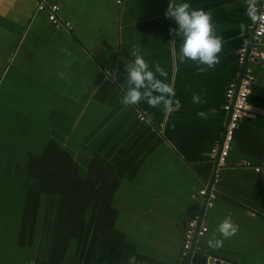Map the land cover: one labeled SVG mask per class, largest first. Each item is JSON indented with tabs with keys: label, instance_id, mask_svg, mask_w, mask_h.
Returning a JSON list of instances; mask_svg holds the SVG:
<instances>
[{
	"label": "crops",
	"instance_id": "obj_1",
	"mask_svg": "<svg viewBox=\"0 0 264 264\" xmlns=\"http://www.w3.org/2000/svg\"><path fill=\"white\" fill-rule=\"evenodd\" d=\"M47 2L71 29L0 0V264H176L210 182L190 264H264V174L237 166L264 160V60L218 179L208 156L247 0ZM49 144L77 176L29 174Z\"/></svg>",
	"mask_w": 264,
	"mask_h": 264
},
{
	"label": "built area",
	"instance_id": "obj_2",
	"mask_svg": "<svg viewBox=\"0 0 264 264\" xmlns=\"http://www.w3.org/2000/svg\"><path fill=\"white\" fill-rule=\"evenodd\" d=\"M121 5L123 0H115ZM247 17L249 19V29L251 35V44H244L237 53V61L240 66L245 64L240 81L230 82L225 90L223 110L227 114V121L222 136L213 141L209 151V158L217 164V169L228 165L229 153L234 140L235 132L239 128L240 121L250 115V92L252 85L257 78L250 67L251 64L264 60V0H247ZM36 7L39 13H46L48 22L56 29H71L67 21H63L60 16V6L57 3H48L47 0H36ZM264 70V69H263ZM140 120L144 116H139ZM238 167L249 168L256 174H264V160L259 163L241 161L237 163ZM198 195L205 202V210L213 205L216 197L215 192L211 189H201ZM201 204V208H202ZM201 208L185 223L183 240L179 257L176 264H187L194 251H201L199 240L206 236L208 227L200 222ZM200 222V223H199ZM194 239L195 242H194Z\"/></svg>",
	"mask_w": 264,
	"mask_h": 264
},
{
	"label": "trees",
	"instance_id": "obj_3",
	"mask_svg": "<svg viewBox=\"0 0 264 264\" xmlns=\"http://www.w3.org/2000/svg\"><path fill=\"white\" fill-rule=\"evenodd\" d=\"M53 147V148H52ZM59 150V149H58ZM42 158L47 160L46 165H39ZM63 161V162H62ZM58 164V165H57ZM39 165V166H38ZM48 170L49 175L63 177L64 179H69L70 176L74 177L77 176V165L76 163L72 162L67 158V155L63 152L56 151L54 145H48L46 151L42 153L40 157H32L30 160V164L27 168L29 174L33 175L35 171L38 172V175L44 176L46 171ZM66 182V181H65ZM57 185H62L61 183H57Z\"/></svg>",
	"mask_w": 264,
	"mask_h": 264
},
{
	"label": "water",
	"instance_id": "obj_4",
	"mask_svg": "<svg viewBox=\"0 0 264 264\" xmlns=\"http://www.w3.org/2000/svg\"><path fill=\"white\" fill-rule=\"evenodd\" d=\"M251 44V35H250V38H249V41H248V47L250 46ZM238 53V52H237ZM238 62V61H237ZM244 67H245V64H243L241 67H240V72H239V76L236 80V82L238 83L241 79V76H242V73H243V70H244ZM250 67H252L250 65ZM230 83V82H229ZM228 83V84H229ZM251 170V169H250ZM213 178H219L220 177V173H219V169H217V164L214 162V169H213ZM206 189L207 191L213 189L212 187V182L208 183L207 186H206ZM214 190V189H213ZM205 202L206 200L203 201V204H202V208H201V211H200V222H201V219L203 217V214H204V211H205ZM214 207V202H213V205L210 207V208H213ZM199 222V223H200ZM196 239H194V242H195ZM179 257V254L177 256V258ZM187 264H190V259L187 261ZM201 264H233V263H230V262H227L226 260H222V259H219V258H215V257H210V258H202L201 259Z\"/></svg>",
	"mask_w": 264,
	"mask_h": 264
},
{
	"label": "bare ground",
	"instance_id": "obj_5",
	"mask_svg": "<svg viewBox=\"0 0 264 264\" xmlns=\"http://www.w3.org/2000/svg\"><path fill=\"white\" fill-rule=\"evenodd\" d=\"M211 162H213V160H211ZM216 179V178H215ZM213 190V189H212ZM214 191V190H213Z\"/></svg>",
	"mask_w": 264,
	"mask_h": 264
}]
</instances>
